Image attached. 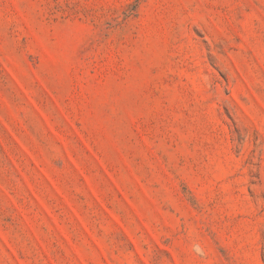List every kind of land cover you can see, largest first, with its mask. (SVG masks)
Returning a JSON list of instances; mask_svg holds the SVG:
<instances>
[{"label": "rangeland", "instance_id": "374dc122", "mask_svg": "<svg viewBox=\"0 0 264 264\" xmlns=\"http://www.w3.org/2000/svg\"><path fill=\"white\" fill-rule=\"evenodd\" d=\"M0 264H264V0H0Z\"/></svg>", "mask_w": 264, "mask_h": 264}]
</instances>
